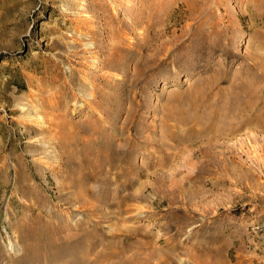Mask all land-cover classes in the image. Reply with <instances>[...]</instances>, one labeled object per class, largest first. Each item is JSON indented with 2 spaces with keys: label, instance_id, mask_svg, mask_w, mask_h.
Segmentation results:
<instances>
[{
  "label": "rangeland",
  "instance_id": "obj_1",
  "mask_svg": "<svg viewBox=\"0 0 264 264\" xmlns=\"http://www.w3.org/2000/svg\"><path fill=\"white\" fill-rule=\"evenodd\" d=\"M126 258L264 264V0H0V264Z\"/></svg>",
  "mask_w": 264,
  "mask_h": 264
},
{
  "label": "bare ground",
  "instance_id": "obj_2",
  "mask_svg": "<svg viewBox=\"0 0 264 264\" xmlns=\"http://www.w3.org/2000/svg\"><path fill=\"white\" fill-rule=\"evenodd\" d=\"M117 1V0H116ZM93 94H91L90 96H92ZM94 98V97H93ZM186 137V136H185ZM113 146V145H112ZM118 157V156H117ZM103 158V157H102ZM169 158V157H168ZM218 159V158H217ZM121 160V159H120ZM208 160V159H207ZM219 160V159H218ZM233 160V159H232ZM107 161H109V160H107ZM122 161V160H121ZM215 161V160H214ZM213 162V161H212ZM217 162V161H216ZM107 163V162H106ZM236 163V162H235ZM108 164V163H107ZM207 164V163H206ZM215 164V163H214ZM208 165V164H207ZM218 165V164H217ZM111 167V166H110ZM132 167V166H131ZM207 168H208V166H207ZM203 169V168H202ZM124 173V172H123ZM103 174V173H102ZM125 179H126V177H125ZM196 179V178H195ZM195 181V180H194ZM167 185V184H166ZM163 187V186H162ZM170 188V187H169ZM161 189V188H160ZM175 189V188H174ZM166 190V189H165ZM176 190V189H175ZM186 190V189H185ZM170 191V190H169ZM167 192V191H166ZM177 192V191H176ZM155 193H156V191H155ZM186 193V192H185ZM194 193V192H193ZM179 194V193H178ZM187 194H188V192H187ZM92 195V194H91ZM168 195V194H167ZM166 195V196H167ZM134 196H136V195H134V194H127L125 197H124V200L126 199H129V198H137V197H134ZM177 196V195H176ZM193 196V195H192ZM170 197H172V196H170ZM177 197H179V196H177ZM176 197V198H177ZM80 199V198H79ZM97 207V206H96ZM95 210V209H94ZM97 211H98V208H97ZM93 262V261H92ZM115 262V261H114ZM140 263H141V261H139ZM114 264H135V262L131 259V258H126L125 260H120V261H117V262H115Z\"/></svg>",
  "mask_w": 264,
  "mask_h": 264
}]
</instances>
